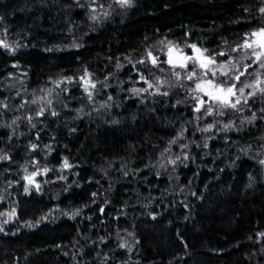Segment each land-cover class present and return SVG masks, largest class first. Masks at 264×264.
<instances>
[{"label":"trees","instance_id":"trees-1","mask_svg":"<svg viewBox=\"0 0 264 264\" xmlns=\"http://www.w3.org/2000/svg\"><path fill=\"white\" fill-rule=\"evenodd\" d=\"M261 7L0 0V40L15 49L0 48V264H264V95L205 116L184 70L177 82L167 64L138 63L149 51L164 59L161 41L250 63L231 49L264 26ZM257 71L264 81L257 65L241 81ZM138 73L169 94L133 92L147 87ZM81 77L96 85L91 100ZM33 172L38 189L23 179Z\"/></svg>","mask_w":264,"mask_h":264},{"label":"snow or ice","instance_id":"snow-or-ice-1","mask_svg":"<svg viewBox=\"0 0 264 264\" xmlns=\"http://www.w3.org/2000/svg\"><path fill=\"white\" fill-rule=\"evenodd\" d=\"M95 2V0H94ZM116 3L121 7L131 6L132 0H116ZM103 7V5H100ZM95 11V8H93ZM261 14H264V7L259 9ZM107 15V13H105ZM96 19L95 16L92 17ZM0 19H3L0 17ZM162 45L166 47L165 58L161 59L158 56L153 55L151 51L147 53V60H140L138 63L147 64L150 63L152 68H156L159 71H164L161 67L163 64H167L169 68L172 70L173 75L176 77L177 82L181 79V73L176 71L177 68L184 70L185 78L188 81H194L195 87L192 89L193 92H198L200 95H194L192 97L193 100L196 101V105L194 107L195 112H201L203 109V114L205 116H212L214 111L217 115H224L223 109H237V105L247 104L248 98L256 95L257 92L264 95V87H261L264 84V81L260 79L262 75L261 72H256V79L253 83H244L241 81V77L245 76L248 73V69L252 68L253 65H257L258 69L264 70V26L259 27L251 31L250 33H246L243 37L242 43L238 44L236 47L231 49L232 52L245 51V55L241 58L242 60L247 59L250 60V63L242 64L238 66L237 62H234L232 59H226L224 62L218 63L216 56H225L224 52H218L216 55L208 54V49H202L198 47L197 44H188L187 48L191 49V54L186 53L182 48L178 47L172 41H161ZM0 48H3L10 53H14L15 49L6 41L0 40ZM191 64V70H189V65ZM119 67V65H118ZM151 71V69H149ZM235 73V74H233ZM87 76L88 74L85 73ZM140 81H143L147 84L146 88H133L132 91L135 93L148 92L149 89H155L154 94H160L167 96L169 93L167 91L160 92V87L166 83V81L161 80L159 77H156V82L153 84L149 81L147 77L143 74L138 73ZM219 77H225L223 81L219 80ZM84 82V91L88 94L89 100L92 99V92L89 90L90 88L94 89L96 87L95 83H92L90 80H85V77L80 78ZM62 81H57V87ZM240 85V86H238ZM245 89H252V91L248 92L247 96H245ZM206 98V99H205ZM243 98V99H242ZM111 99V97H109ZM33 104L37 103L36 100L32 101ZM47 104L51 106L52 101L47 100ZM0 106L7 107L6 104L0 102ZM23 107V105H21ZM103 107V105H102ZM44 108H41L37 112V116L44 115ZM264 111V109H262ZM52 116L58 115L57 112L52 111L50 113ZM29 122H31L32 117L27 118ZM252 119H255V115H253ZM13 123H16L14 120ZM215 125L209 124L207 127L201 129L203 132L210 131ZM32 127H35L33 124ZM230 124L223 125V128L227 130L230 128ZM183 133H180L182 136ZM179 138V137H178ZM170 143L175 144L176 140H172ZM38 146L36 144H32L31 148L35 150ZM182 147H187V145H182ZM207 147V144L204 145ZM165 151H169V149H165ZM187 159V156L184 157ZM9 157L7 155L0 156V160H7ZM179 159V157H177ZM170 164H175V160H169ZM261 164H264V160L260 161ZM72 167L69 164L67 158L64 159L62 168L68 169ZM48 168H44L43 172H48ZM25 172L27 169L25 168ZM37 173L33 172L31 174H27L23 177L24 180L27 181L28 185L35 184L34 177ZM126 174V173H125ZM35 187L38 189L39 185L35 184ZM25 192H28V186L26 185L24 188ZM93 195H96L93 193ZM103 211V209H101ZM5 215L4 213H0V216ZM8 219L4 221V223H8L9 220L15 215V211L7 214ZM31 226V225H30ZM3 231V227H0V232ZM264 236V233L260 234ZM120 247H125V244H120Z\"/></svg>","mask_w":264,"mask_h":264}]
</instances>
